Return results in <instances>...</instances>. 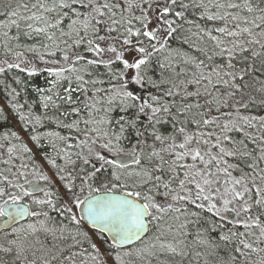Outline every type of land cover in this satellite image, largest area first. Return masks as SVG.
Masks as SVG:
<instances>
[{
    "label": "snow or ice",
    "instance_id": "1",
    "mask_svg": "<svg viewBox=\"0 0 264 264\" xmlns=\"http://www.w3.org/2000/svg\"><path fill=\"white\" fill-rule=\"evenodd\" d=\"M142 2L147 0H0V45L6 54L13 42L22 46L21 37H42L43 52L26 51L46 65L63 62L44 69L55 79L50 88L37 91L52 93L61 81L69 82L66 95H43L41 103L45 109H59L57 100L71 106L53 122L80 137L69 143L75 139L71 135L44 134L56 150V158L43 157L55 169L56 183L29 147L11 144L10 138L20 139L16 132L0 138L9 142L0 143V264H264V115L245 114L252 107L264 109V79H256L257 73L264 75V0H167L151 29L153 18ZM189 9H198L206 22L195 24L196 32L188 29L205 43L196 47L204 59L176 51L191 73L181 69L175 77L152 79L143 66L154 53L172 54L169 39L193 24L185 15ZM121 39L120 50L111 43L101 47L100 42ZM133 52L139 55L132 62L124 58ZM58 53L56 60L45 59ZM84 53H114L125 70L135 72L127 80L124 73L115 77L123 81L118 88H94L88 96L87 86L103 81L79 73L91 76L86 66L110 67L112 60ZM82 61L85 67L78 68ZM5 63L29 76L39 71ZM129 81L155 93L145 100L129 90ZM74 92L85 94L83 109L75 106ZM117 110L121 115L114 117ZM69 116L76 118L65 123ZM20 119L32 122L24 115ZM32 119L41 124L52 118ZM169 122L174 131L162 133L158 126ZM31 139L39 144L42 137ZM57 140L65 148L58 149ZM202 212L218 218L219 225L187 231ZM217 227L218 240L234 244L235 254L227 259L220 257L221 243L211 235ZM146 232L153 233L150 239H143Z\"/></svg>",
    "mask_w": 264,
    "mask_h": 264
},
{
    "label": "trees",
    "instance_id": "2",
    "mask_svg": "<svg viewBox=\"0 0 264 264\" xmlns=\"http://www.w3.org/2000/svg\"><path fill=\"white\" fill-rule=\"evenodd\" d=\"M14 2V0H13ZM185 2H189V0H185ZM167 0H147L146 3L142 2V7H144L145 11L148 12L149 16L152 17V24L149 25V28H153L156 25V15L158 12H160L163 7L166 5ZM149 5H151V8H149ZM178 10V9H177ZM136 15H139V10H134ZM186 18L193 21L192 25L185 24L183 29H180L177 34H175L174 38L169 39L168 48L172 51V54L169 55V51L165 50L163 52L154 53L150 59V62L148 65L143 66V71L147 74V76H151L152 79L159 80L161 75L163 74L165 77H175V74L177 71H180L181 69H184L189 74L191 73L192 69L190 66L185 65L181 58L176 55V51H179L181 53H187L188 56H200L201 59H204L203 55L201 53H198L196 51V47H205V43H201L197 40L196 37L192 36V33L188 31L189 28L192 29V32H196L197 29L195 27V24H200L201 26L205 25V21H201L199 19L200 17V11L198 9H189L186 13ZM174 18L173 15H170L168 19ZM136 23V26L139 27V24ZM211 27V24L208 25ZM15 32V29L12 30ZM101 34H104L103 32ZM112 35H116V33H113ZM188 38V43H184V38ZM141 39L144 40V43L147 44L148 41L146 38L141 37ZM41 40L42 37H36L34 39H27L24 37H21V47H15V42H13V49L10 53L5 52V49L2 45H0V68L5 69L3 73H0V109H2L1 104H3L7 108V113L3 111V117H0V138H2L4 133H11L16 132L17 135L20 137L19 140L10 138L11 144H15L17 146L23 144L26 145L24 142V139L22 138L21 134L18 132V128H20L23 131V136H25L28 140L31 141L33 146L35 147L36 153L42 157L41 160L45 161L43 159L44 156H51L53 158H56V150L53 149L52 145L49 143V139L44 135L45 133L49 131H58L61 135H71L75 139L69 140V143H76L79 141L80 137L77 136L76 133L72 132L69 133L67 129L64 128H58L56 124L53 122L54 117L59 115L60 112L64 111H70L71 106L63 103L60 100H57V104L60 105L59 109H54L49 106L48 109L43 108L41 103V97L43 95H52L53 93H59V95L63 96L66 95L65 88L68 87L69 82L67 80L61 81L55 89H53V92H40L37 91V89H48L51 87V81L55 79L53 76H49V74L44 71L46 67L56 68L60 67L63 63L61 61V64H44L39 57L32 52L26 51L29 47H36L40 52H43L44 49L41 47ZM101 47H106L107 44L111 43L114 44L118 48V50L121 49L122 39L119 41H104L100 42ZM210 47V44L208 45ZM77 51H83V46L81 49H78ZM22 52V57H17L16 53ZM89 59H104V60H112L110 67H105L103 65H93V66H86L87 71L91 72V76H88L86 73L81 72L80 75H84L85 79H96L99 81H103V83H98L95 86L88 85L89 88L88 96L91 95L94 88H104L109 89L116 87L118 88L123 81L116 79L115 77L119 76L120 73L125 74V79L127 80L128 77L133 76L135 70L129 69L125 70L123 68V64L120 61H116L114 59L115 54L114 53H105L102 54L100 57H94L90 53H84ZM71 55V53H70ZM139 54L137 53H125V59L129 60V62H132L134 57H138ZM59 58V53L57 57H48L46 56L45 59L47 60H56ZM20 63L21 68H31L36 67L39 69L38 73L33 76H29L26 71H21L17 68L8 69L7 64L5 61ZM23 61V63L21 62ZM30 62V63H29ZM170 64L172 67L170 68H164L162 69L160 67V64ZM259 67V65H257ZM78 68L85 67L84 62L82 61L79 65H77ZM65 75H69L68 73H65ZM73 75V81H72V87H76V82L74 80ZM181 79L183 77H180ZM256 79H264V75H260L259 73L256 74ZM19 81V83H18ZM256 87H259V85H256ZM13 89L15 90V93L13 92ZM129 90L133 91V93L137 96H142L145 100L149 99L150 93H155L154 89L147 88V87H140L138 85H134L129 81ZM105 93H101V95H104ZM15 97V98H13ZM74 99L77 101V104L75 106H79L81 109H83V101L86 99V96L82 92H74L73 93ZM53 99H56V96H53ZM202 102V101H201ZM16 104L19 107L18 110H14L12 108V105ZM245 114H254V115H264V109L252 107L248 110ZM24 115L25 117H28L29 120L32 122L29 123L26 120H21L20 116ZM41 116V117H49L52 119H43L41 124H36L34 119H32L35 116ZM82 116L86 115L85 112L82 111ZM114 117H118L121 115V113L117 110L112 113ZM128 115H131V112L128 113ZM212 115H218L215 110L213 109ZM75 116H69L67 120H65V123L70 122L72 119H75ZM221 119H226V117L221 116ZM142 121L144 124H147L146 118L142 117ZM81 127L83 128V124H81ZM160 128V131L164 134H169L174 131L173 125L171 122L158 126ZM191 127V126H190ZM17 128V129H16ZM249 131L253 132L256 135H261V133L257 129H249ZM41 135L42 139L39 144H37L35 141L31 139V136L33 135ZM238 135V134H235ZM239 138V137H238ZM180 137H177V142H179ZM151 142V141H150ZM0 143H5L6 145L9 143L8 141H3L0 139ZM57 148H65V145L61 141H56ZM159 146V145H158ZM250 147H254L253 145H249ZM79 149H70V151H78ZM3 152V149H0V153ZM20 154V153H18ZM33 154V153H32ZM25 155L26 162L31 164V161H27V154ZM34 155V154H33ZM35 162L40 165V160H38L37 156L34 155ZM46 162V161H45ZM17 163H19L17 161ZM47 163V162H46ZM57 163L63 164L62 160H59L57 158ZM50 166V165H49ZM241 167H245L244 164L240 165ZM264 166V165H262ZM0 167H3V165H0ZM51 173L48 174L52 177V179H56L57 177L54 175L55 169H52L50 166ZM234 175H239V172H234ZM103 179V177H101ZM223 179V178H222ZM42 196V195H41ZM29 198H25V201L28 202ZM192 211L200 212L199 209L191 208ZM190 220H195V217H189ZM181 220H184V217H181ZM212 222H215L217 225H219L218 218L212 217L210 213L202 212L201 218L199 220V223H191L188 226L187 231L192 232L193 234L198 228L201 229H210L212 227ZM177 222L176 224H178ZM226 231V229L224 230ZM221 230L219 227H217L216 233H211L212 238L216 240L218 243H221V249H220V257L227 259L230 254L232 253L231 250L234 247V244H227L224 245L223 242H220L218 240L217 233H220ZM152 232H150L147 239H150L152 236ZM171 237H169L170 239ZM146 239V240H147ZM191 239V237H190ZM255 258V257H253ZM214 259L213 257L210 258V260ZM243 258H241L242 260Z\"/></svg>",
    "mask_w": 264,
    "mask_h": 264
},
{
    "label": "rangeland",
    "instance_id": "3",
    "mask_svg": "<svg viewBox=\"0 0 264 264\" xmlns=\"http://www.w3.org/2000/svg\"><path fill=\"white\" fill-rule=\"evenodd\" d=\"M1 107H2L4 112H6V113L8 112L7 108L3 104H1ZM18 132L21 134L22 138L24 139V142H25L26 146L29 147L31 149L32 153L35 156H37L38 160H40V166L43 168L45 173L50 174L51 173L50 166L45 161L41 160L42 157L36 153L35 147L31 143V141L28 140L25 136H23L24 135L23 131L20 128H18ZM53 181H54V183H56V179L55 178L53 179ZM173 231H175V225L173 226ZM177 259H179V258H177ZM201 262H202L201 264H203V260H201Z\"/></svg>",
    "mask_w": 264,
    "mask_h": 264
},
{
    "label": "water",
    "instance_id": "4",
    "mask_svg": "<svg viewBox=\"0 0 264 264\" xmlns=\"http://www.w3.org/2000/svg\"><path fill=\"white\" fill-rule=\"evenodd\" d=\"M41 194H42V193H41ZM22 222H26V221H22ZM86 226H87L89 229H91V226H90V225H87V224H86ZM91 230H92V229H91ZM106 235H107V234H106ZM147 235H148V232H146V233L144 234L143 239L146 238ZM139 242H140V241H136V242H135V245L138 244Z\"/></svg>",
    "mask_w": 264,
    "mask_h": 264
},
{
    "label": "flooded vegetation",
    "instance_id": "5",
    "mask_svg": "<svg viewBox=\"0 0 264 264\" xmlns=\"http://www.w3.org/2000/svg\"><path fill=\"white\" fill-rule=\"evenodd\" d=\"M85 229L88 230L90 233L92 232V230H90V229L87 228L86 226H85ZM93 239H94V240L96 239L95 235H93ZM97 243H99V241H97ZM139 245H140V244H139ZM185 264H187V261H185ZM199 264H200V263H199Z\"/></svg>",
    "mask_w": 264,
    "mask_h": 264
}]
</instances>
